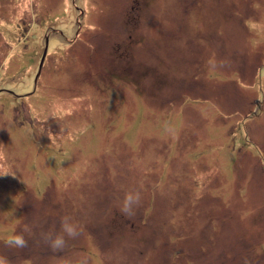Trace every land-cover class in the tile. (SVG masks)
Listing matches in <instances>:
<instances>
[{"label":"rangeland","instance_id":"rangeland-1","mask_svg":"<svg viewBox=\"0 0 264 264\" xmlns=\"http://www.w3.org/2000/svg\"><path fill=\"white\" fill-rule=\"evenodd\" d=\"M0 166L8 264H264V0H0Z\"/></svg>","mask_w":264,"mask_h":264},{"label":"clouds","instance_id":"clouds-1","mask_svg":"<svg viewBox=\"0 0 264 264\" xmlns=\"http://www.w3.org/2000/svg\"><path fill=\"white\" fill-rule=\"evenodd\" d=\"M47 135L50 141L55 140L56 135H53L50 131ZM7 173L8 172L0 166V175ZM141 202V192L134 188L130 189L121 200L119 211L121 214L131 217L135 214V210L140 206ZM80 232V226L74 223L70 216L66 215L61 218L58 231L43 232L41 233V239L53 252H62L67 247L68 241L78 238ZM4 243L8 247L22 249L27 247L28 241L25 239L23 234L16 233L8 236L4 240ZM0 264H8L7 259L5 257H0ZM65 264H72V262L68 260L65 261ZM78 264H87V258L82 256Z\"/></svg>","mask_w":264,"mask_h":264},{"label":"water","instance_id":"water-1","mask_svg":"<svg viewBox=\"0 0 264 264\" xmlns=\"http://www.w3.org/2000/svg\"><path fill=\"white\" fill-rule=\"evenodd\" d=\"M44 53H45V50H44ZM44 53H43V56H42L41 61H40V63H39V67H41V65H42V61H43V57H44Z\"/></svg>","mask_w":264,"mask_h":264}]
</instances>
